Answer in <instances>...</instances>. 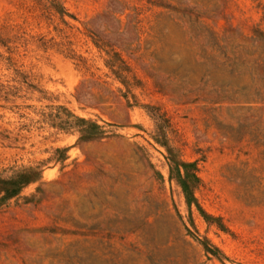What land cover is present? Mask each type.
<instances>
[{
    "label": "rangeland",
    "instance_id": "1",
    "mask_svg": "<svg viewBox=\"0 0 264 264\" xmlns=\"http://www.w3.org/2000/svg\"><path fill=\"white\" fill-rule=\"evenodd\" d=\"M21 173L0 264H264V0H0Z\"/></svg>",
    "mask_w": 264,
    "mask_h": 264
},
{
    "label": "trees",
    "instance_id": "2",
    "mask_svg": "<svg viewBox=\"0 0 264 264\" xmlns=\"http://www.w3.org/2000/svg\"><path fill=\"white\" fill-rule=\"evenodd\" d=\"M182 164L188 169L193 167L192 163H182ZM36 177L37 175L34 176L32 173H21V175L19 174L17 177H12L9 179L0 178V194H2L1 201L4 202L5 200L18 195L22 190V188L25 185L34 181ZM182 184L185 191L191 194V186L189 185V182L187 180H184L182 181Z\"/></svg>",
    "mask_w": 264,
    "mask_h": 264
}]
</instances>
